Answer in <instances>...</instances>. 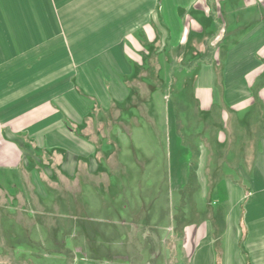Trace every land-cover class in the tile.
<instances>
[{"label":"crops","instance_id":"crops-1","mask_svg":"<svg viewBox=\"0 0 264 264\" xmlns=\"http://www.w3.org/2000/svg\"><path fill=\"white\" fill-rule=\"evenodd\" d=\"M260 1L0 0L1 195L15 191L14 180L42 164L40 157L59 156L62 176L77 173L86 156H97L105 142L97 118L111 111L121 118L131 106L142 109L147 84L132 74L144 67L148 55L142 50L154 36L164 39V49L172 48L180 66L196 68L181 81L193 84L199 113L219 120L227 140L239 133L232 120L242 110L232 107L250 96V87L249 108L264 118V13L255 15L249 34L236 23L249 15L242 4L256 13ZM90 120L93 138L84 134ZM261 120L245 123L254 134L237 146L234 159L236 180L247 182L245 194L230 184L224 195L231 206L223 220H209L202 231L189 227L187 236L183 227L176 241L166 240L174 256L168 264H264ZM30 172L40 194L43 184L35 168Z\"/></svg>","mask_w":264,"mask_h":264},{"label":"rangeland","instance_id":"rangeland-1","mask_svg":"<svg viewBox=\"0 0 264 264\" xmlns=\"http://www.w3.org/2000/svg\"><path fill=\"white\" fill-rule=\"evenodd\" d=\"M243 6L249 15L236 23L249 34L255 15L264 13V0L257 14ZM231 39L233 45L236 38ZM149 42L142 50L148 55L144 67L132 74L147 84L145 96L140 94L142 109L131 106L121 118L113 111L97 118L105 139L97 156H86L77 173L61 176L59 156H48L49 161L37 155L42 164L14 180L12 195H1L0 189V264H168L174 256L166 240L176 241L183 227L187 236L189 227L202 231L209 220H223L231 206L224 195L230 184L245 194L247 182L236 180L235 160L237 146L254 134L245 123L262 118L249 108L253 88L233 105V111L242 110L243 122L231 119L239 133L227 140L219 120L199 113L193 84L181 81L196 68L180 66L172 48L164 49V39L154 36ZM263 90L264 82L261 99ZM91 125V120L85 124L84 134L93 138ZM259 135L260 144L264 133ZM220 136L226 137L223 142ZM32 168L43 184L40 194L34 192Z\"/></svg>","mask_w":264,"mask_h":264}]
</instances>
